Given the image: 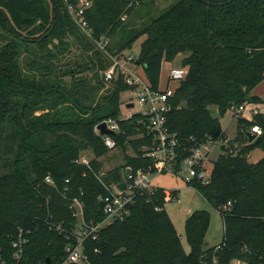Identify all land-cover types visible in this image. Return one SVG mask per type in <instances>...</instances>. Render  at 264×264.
Here are the masks:
<instances>
[{"label":"trees","instance_id":"trees-1","mask_svg":"<svg viewBox=\"0 0 264 264\" xmlns=\"http://www.w3.org/2000/svg\"><path fill=\"white\" fill-rule=\"evenodd\" d=\"M90 1L92 37L72 20L65 0H0V248L7 264H61L75 240L73 199L84 202L86 222L100 223L102 182L122 183L128 170L156 171L144 157L152 141L145 117L121 118L132 104L122 103V94L134 90L125 72L105 81L112 58L128 56L141 39L131 64L153 89L164 64L180 60L188 69L168 114L180 160L208 138L228 141L221 118L233 106L264 104L253 94L264 83V0H174L159 16L157 0ZM103 37L104 50L97 44ZM253 117H237L236 141L244 142L219 157L209 182L189 183L223 218L219 245L206 246L211 214L196 211L185 225L186 253L165 208L167 192L157 187L150 198H137L130 216L86 243L88 263L264 264V158L250 161L254 151L264 153V114ZM108 119L118 122L113 138L126 163L100 177L111 151L96 127ZM253 126L262 135L250 143ZM85 153L93 156L90 167L78 163ZM20 230L31 235L17 261L12 246Z\"/></svg>","mask_w":264,"mask_h":264},{"label":"built area","instance_id":"built-area-1","mask_svg":"<svg viewBox=\"0 0 264 264\" xmlns=\"http://www.w3.org/2000/svg\"><path fill=\"white\" fill-rule=\"evenodd\" d=\"M68 6V12L72 20L78 27L92 37V29L87 19V13L92 7L90 0H78L73 3L70 0H65ZM101 49H105L109 44V39L103 37L97 41ZM129 56V57H128ZM125 58H112L113 66L105 72V81L111 84L117 79L118 72H125L126 83L133 87L138 92V104L144 109L142 115L147 122V133L152 136L151 146L146 148L144 157L151 159L155 163L156 171H147L138 169L136 171L128 170L123 175L122 183H113L111 185H104L107 193L99 196L98 200L102 204L105 219L100 223H88L85 220V204L79 199L75 198L72 201L70 209L72 215L77 219V226L73 231L75 240L70 242L66 248L67 258L61 264H89L86 255L85 245L88 241H97L101 231L107 226L116 221H123L130 216L132 208L137 202L139 196H152L156 187L152 185L151 177L155 174H183L187 184L194 180H199L203 183H208L211 179L212 168L209 171L208 159L212 148L220 143L208 138L206 142L194 146L188 155L180 160V142L176 134L171 133L168 128V114L171 111V102L176 95V91L183 80L188 75V69L178 66L169 70V74L165 81L161 80V84L157 90L153 89L148 80L138 74L137 71L127 70L124 64L134 61L133 55H128ZM254 103H245L239 107L233 106L230 111L234 117L242 116L247 109L253 116L260 113V110ZM107 124L109 130L116 134L119 130L118 122L113 119L103 121ZM101 122V123H103ZM100 123V124H101ZM96 132L103 139L105 146L113 151L117 148V142L113 135H101L96 127ZM248 132L256 136L262 135V129L259 126H253ZM91 158L84 156L78 162L81 165L89 166ZM105 172L100 173V177L104 176ZM98 178L100 179V177ZM48 184H53L50 178L46 179ZM69 183V180H67ZM120 185H123L121 187ZM67 190V188H66ZM150 198V197H149ZM150 200V199H149ZM148 200V202H149ZM167 200H177L173 197L171 192L167 193ZM180 202V201H179ZM159 210V208H157ZM57 230H64L57 227ZM31 230H20L16 240L13 241V257L20 261L24 254L27 245L30 242ZM0 248V264H7L2 256ZM233 264H246L241 261Z\"/></svg>","mask_w":264,"mask_h":264},{"label":"rangeland","instance_id":"rangeland-1","mask_svg":"<svg viewBox=\"0 0 264 264\" xmlns=\"http://www.w3.org/2000/svg\"><path fill=\"white\" fill-rule=\"evenodd\" d=\"M177 1L174 0H157V9L155 12L159 11L156 16L161 15L167 8H169L172 4H175ZM1 40V39H0ZM144 38L138 41L133 51L126 52V55H133L135 58L139 57L141 50V43ZM129 57V56H128ZM125 58V56H124ZM123 59V57H121ZM113 61V60H112ZM127 70H134V66L132 64H124ZM180 66V60H177L172 64H164L163 67V77L167 78L169 74V70L173 68H177ZM253 94L260 97L262 101H264V83L260 85ZM132 103L134 107L132 109H127L126 105L122 110L121 118H130L134 114H142L144 113V109H142L138 104V92L136 91H128L122 94V103ZM260 105V110L264 114V104ZM250 109H247L246 112L242 115L248 121H252L254 119L252 113L249 112ZM40 113H37L39 115ZM213 116H218L217 112L213 113ZM221 125L223 130L226 133L227 140L224 142L220 141L213 148L209 155L208 159V168L211 171L214 163L217 162L219 157L225 154V151L229 148L233 150H237L240 145L243 144V140L236 141L237 137L240 134L239 131V122L237 117H234L231 111H228L224 117L221 118ZM128 154H132L131 151L127 152ZM84 156L93 158L91 153H85ZM264 158V153L260 150H256L251 154V162L257 163L259 160ZM103 164V171L108 172L116 167L122 166L126 163V160L123 156V152L119 149L113 150L101 160ZM152 185L158 188H162L165 191L177 192V200H169L166 203V211L172 220L182 242V245L186 251V253H190L191 247L189 245L187 234H186V221L187 218L196 211H208L211 214L210 227L207 233V240L210 241L211 247L217 246L222 242L223 234H224V224L223 218L221 214L209 203L207 202L203 196L192 186L186 183L183 174H155L151 177ZM180 201V202H179Z\"/></svg>","mask_w":264,"mask_h":264},{"label":"water","instance_id":"water-1","mask_svg":"<svg viewBox=\"0 0 264 264\" xmlns=\"http://www.w3.org/2000/svg\"><path fill=\"white\" fill-rule=\"evenodd\" d=\"M133 107H134L133 104H129V105L127 106V109H132ZM146 123H147V122H146ZM97 129L100 131L101 135H115V134H116L114 131L109 130L108 127H107V124L104 123V122L101 123V124H99V125L97 126ZM246 136H247L248 141H249L250 143H252V142L256 139V136L253 135V134L250 133V132H247ZM233 154H234L233 152H230V153H229L230 156H232ZM208 245H209V243L206 242V246H208ZM49 263H50V262H49Z\"/></svg>","mask_w":264,"mask_h":264},{"label":"crops","instance_id":"crops-1","mask_svg":"<svg viewBox=\"0 0 264 264\" xmlns=\"http://www.w3.org/2000/svg\"><path fill=\"white\" fill-rule=\"evenodd\" d=\"M164 67V66H163ZM133 71H137L138 72V74L140 75V76H142L143 78H145V79H147L146 78V75H145V73L143 72V70L141 69V68H136V67H134V70ZM161 80L162 81H165V77H163V71H162V77H161ZM257 107H258V109L260 110V105H256ZM260 113L261 114H263L262 112H261V110H260ZM124 175H125V173H124ZM114 183H117V184H120V183H118V182H114ZM156 187V186H155ZM157 188V187H156ZM167 193H169V192H171V193H173L172 191H166ZM176 194V197H177V192H175ZM178 198V197H177ZM207 242L209 243V245L208 246H210L211 245V243H210V241H208L207 240Z\"/></svg>","mask_w":264,"mask_h":264}]
</instances>
